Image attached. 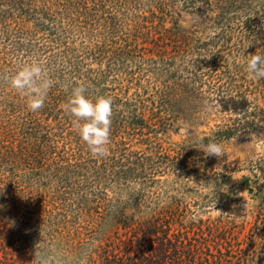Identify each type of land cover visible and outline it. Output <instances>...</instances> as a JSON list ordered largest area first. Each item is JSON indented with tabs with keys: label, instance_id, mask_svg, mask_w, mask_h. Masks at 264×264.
I'll return each mask as SVG.
<instances>
[{
	"label": "rangeland",
	"instance_id": "1",
	"mask_svg": "<svg viewBox=\"0 0 264 264\" xmlns=\"http://www.w3.org/2000/svg\"><path fill=\"white\" fill-rule=\"evenodd\" d=\"M262 25L264 0H0V264H112L124 214L264 264ZM34 60L38 112L4 79ZM78 82L114 101L106 158L63 111Z\"/></svg>",
	"mask_w": 264,
	"mask_h": 264
},
{
	"label": "clouds",
	"instance_id": "2",
	"mask_svg": "<svg viewBox=\"0 0 264 264\" xmlns=\"http://www.w3.org/2000/svg\"><path fill=\"white\" fill-rule=\"evenodd\" d=\"M246 72L253 80H264V55L251 54L246 60ZM4 79L18 95L25 97L26 106L31 112H38L44 107L48 92L55 84L43 63L35 60L25 62L14 74L5 76ZM87 92L86 84L78 82L71 89L70 97L62 108L74 118V130L87 145L91 156L106 158L110 154L114 101L104 95L92 99ZM201 150L205 157L220 159L225 155L223 146L214 141ZM200 218L199 214H194L186 218L185 222H198Z\"/></svg>",
	"mask_w": 264,
	"mask_h": 264
},
{
	"label": "trees",
	"instance_id": "3",
	"mask_svg": "<svg viewBox=\"0 0 264 264\" xmlns=\"http://www.w3.org/2000/svg\"><path fill=\"white\" fill-rule=\"evenodd\" d=\"M119 221L131 235L108 245L112 257L107 255L106 259L112 264L114 259L122 264H240L232 260V249H227L229 254L222 252V243L217 242L213 249L206 238L192 242L187 236L182 238L179 233H170L171 222L160 215L136 221L124 214ZM219 238L226 239V236Z\"/></svg>",
	"mask_w": 264,
	"mask_h": 264
}]
</instances>
